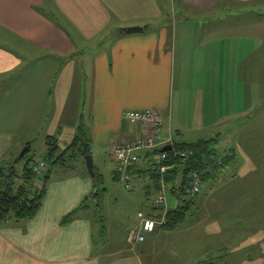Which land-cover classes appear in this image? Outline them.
<instances>
[{"label": "crops", "instance_id": "crops-1", "mask_svg": "<svg viewBox=\"0 0 264 264\" xmlns=\"http://www.w3.org/2000/svg\"><path fill=\"white\" fill-rule=\"evenodd\" d=\"M250 4L264 6V0H0V167L13 163L25 147L31 151L32 134L44 139L43 156L49 139L65 150L63 142L75 139L81 120L93 158L107 152L113 161L115 144L148 133L143 124L124 118L127 110H156L164 117L165 138L214 140V149L228 125L229 158H216L226 160L208 168L205 179L242 174L248 186L223 191L225 209L243 212L254 229L257 213L243 208L250 207L246 193L264 194V109H251L253 101H264V14L239 13L213 26L199 23L204 15L199 11L214 14ZM131 27L144 31L122 33ZM192 132L198 135L189 136ZM153 156L143 153L133 170V184L147 193L151 187L161 190L151 170ZM112 172L119 181L115 167ZM180 172L176 184L184 179ZM94 186L85 170L50 173L37 215L0 224V264H153L150 252L156 246L171 250L173 242H185L187 232L199 243V225L208 224L198 215L185 227L167 231L159 226L145 241L129 244L138 221L123 245L107 250L101 238L105 230L98 232L89 215L91 205L63 223L91 197ZM243 199V207L236 206ZM175 206L172 198L169 208ZM140 213L156 214L143 200ZM241 264H264V251Z\"/></svg>", "mask_w": 264, "mask_h": 264}, {"label": "rangeland", "instance_id": "rangeland-1", "mask_svg": "<svg viewBox=\"0 0 264 264\" xmlns=\"http://www.w3.org/2000/svg\"><path fill=\"white\" fill-rule=\"evenodd\" d=\"M221 7L228 8V5ZM210 12L199 11V14L204 13L199 18L200 26L220 25L222 22L229 23L233 19L232 16L239 13L240 15L248 16H256L260 13L264 14V6L250 4L236 7L229 11L219 9L214 14H210ZM86 109L88 110V108ZM86 109H84V112L87 115L88 111ZM251 109L255 111L257 109H264V101H253ZM224 127H228V125ZM224 127L222 128L224 137L216 148V158L219 159L224 158L228 152L232 136L231 130ZM199 128H205L209 131L212 129L207 126ZM208 130L204 132V135L208 133ZM188 135H198V132H192ZM32 138L33 144H31V151L16 164L19 171H22L26 164L30 163L31 166H34V163H39L43 158L45 147L44 139L38 133L32 134ZM73 142L74 140L72 138H68L63 142V145L70 146ZM70 155L74 158L68 157ZM68 156L63 165L52 167L51 175L53 177L58 173H67L70 169H73V171L85 170V173L91 176L87 169L86 156L83 157L78 150L73 149L69 150ZM108 158L107 152H104L101 156L97 155L94 158L95 172L98 175L96 177L98 178V185H100V188L104 187L106 192L101 200L100 207L94 203V200L90 201L89 205H91L92 209L89 215L92 216L97 231L105 230V235H101V238L103 237V242L107 244L105 246L106 249L117 250L118 247L123 245L122 240L126 236V232L130 229L129 227L132 223L138 221L140 223V218L137 215L142 211V200L146 210H152L153 199L158 195V192L151 187L150 193H147L145 187L139 184H133L134 187L128 190L123 182L113 179L114 172H112V169L113 167L116 168V162L114 159L111 161ZM100 159H102L103 164H99ZM49 167L51 166L48 165ZM233 170L236 169L234 168ZM236 175L237 173L231 174L229 177L220 175L216 181L212 179H208L207 181L206 179L203 180L205 183L202 192L193 198V203H191L193 206L190 209V214L185 219V223L182 224L184 225L183 227L187 226L188 223L192 224L193 222L191 221L198 218V215L199 219H207V225H199V243L188 239L190 233L187 232L182 235V241L185 240V242H173L172 246H170L172 247L171 250H164L156 246L157 249L153 250L152 253L150 252V255L154 259L153 264H203V262L208 261H213L215 264H241L245 260H248L250 256L257 257L262 254L264 251V242L255 241L260 238L264 239V194L261 197H257L253 192L246 193L249 195L250 207H244L243 209H250L252 211L254 209L252 213H257V218H252L254 229H250L249 224L243 220V216H241L243 212L241 213L239 210L234 211L232 209L228 210V207L225 209L227 199L223 196V191H228L229 189H246L248 186L242 174H240L241 176ZM37 182L38 185L36 187L41 189L42 180L40 179ZM254 182L256 181L250 183ZM262 183L264 184V182ZM250 190L247 189L246 191ZM167 195L169 201H171L170 193L168 192ZM244 199L247 200V197H244ZM244 199L242 203L236 206L243 207ZM195 205H198L203 210V213L199 212L198 209L196 210ZM218 212L221 214H219V217H215V214ZM139 223L137 226H139ZM195 229L196 227L192 231ZM175 238L179 239L177 235H175ZM174 246H177V248H174ZM173 249L177 251L175 254L177 255L176 257L173 256ZM167 257H169V260H165Z\"/></svg>", "mask_w": 264, "mask_h": 264}, {"label": "trees", "instance_id": "trees-1", "mask_svg": "<svg viewBox=\"0 0 264 264\" xmlns=\"http://www.w3.org/2000/svg\"><path fill=\"white\" fill-rule=\"evenodd\" d=\"M213 141L214 140H198L192 143H179L176 141L173 145V149L168 151V155L170 157L169 163L173 164L175 169L169 171L163 179L167 186V194L169 191V186L173 185L170 195L171 199L173 198V200L176 202V206L173 208H169L168 199V210L166 213L165 221L162 225H159L167 231H172L180 227L184 223L187 216L190 214V204L193 203L194 197H188L184 192L189 173L191 171L198 172L200 175H202L203 180H205V176L208 174L206 173L208 168H213L215 165L221 166L225 162L226 159L223 160L224 162H218L216 160V149H214L212 146ZM47 144L48 149L45 152L42 160L51 167L48 168L47 173L43 176H38L33 171V166H31L30 163L26 164L22 171H19L16 164L12 163L0 167V224L8 221L24 222L33 219L37 215L43 205V200L46 195V183L50 178L52 167L61 164L63 165L70 149L78 150L83 157L92 155L91 141L88 137L86 125L83 120H81L74 142L65 150L61 151L60 146L52 139H49ZM178 151L186 153L192 152L193 154L186 158H180L175 156V153ZM157 152L158 151L156 150L153 153L156 154ZM68 157L74 158L72 157V155ZM137 165L138 163L130 169V174L132 177L131 182L125 183L122 180L121 174H119L117 171L115 173L117 176L116 178H118L119 181L123 182L128 190H131L134 187L133 170ZM178 170H180L184 175V179L180 184H176V175ZM94 171H96L95 167ZM152 172L154 173V176L158 178V184H160L161 192V177L157 172L153 170ZM97 176L98 175L95 172V186L91 197L89 199H85L83 205L78 210L68 215L63 220V223H68L73 220L81 210H84L89 206L91 200H94V203L98 207L101 206L100 203L106 192V189L104 187L100 188V185H98V178H96ZM40 179L42 180L41 189L36 187V183ZM154 199L153 211L156 214L155 216L149 218L163 221V211H161V209L157 208L154 205ZM203 264H215V262L208 261L203 262Z\"/></svg>", "mask_w": 264, "mask_h": 264}, {"label": "built area", "instance_id": "built-area-1", "mask_svg": "<svg viewBox=\"0 0 264 264\" xmlns=\"http://www.w3.org/2000/svg\"><path fill=\"white\" fill-rule=\"evenodd\" d=\"M124 118L128 121L143 124L148 128L145 136L138 137L133 142L117 143L112 147L111 156L116 162V171L121 174L122 180L131 182L132 177L130 169L141 161L142 153L158 151L153 156L152 170L157 172L161 177L162 191L154 199V205L163 211V221L149 218L143 213L139 214V228L132 229L128 234V243H140L146 240V234L152 233L157 226L162 225L165 221L168 210L167 186L164 182L166 174L172 170L173 164H170V157L167 152H161L165 147L171 146L176 142L173 136L165 138L164 117L156 110H127L124 112ZM192 152H176L175 156L186 158L192 155ZM33 171L38 176H43L48 171V164L40 161L33 166ZM204 181L202 175L198 172L191 171L187 177L184 192L188 197H195L202 192Z\"/></svg>", "mask_w": 264, "mask_h": 264}, {"label": "water", "instance_id": "water-1", "mask_svg": "<svg viewBox=\"0 0 264 264\" xmlns=\"http://www.w3.org/2000/svg\"><path fill=\"white\" fill-rule=\"evenodd\" d=\"M144 30L142 28H139V27H131V28H125V29H122V33L123 34H134V33H141L143 32ZM172 149L171 146H168V147H165L161 150V152H167V151H170ZM30 151V148L29 147H25L21 153L18 155L17 158H15V160L13 161L12 164H17L21 159H23L26 154ZM86 164H87V169L90 173V175L92 177L95 176V171H94V158L92 155H87L86 156Z\"/></svg>", "mask_w": 264, "mask_h": 264}]
</instances>
